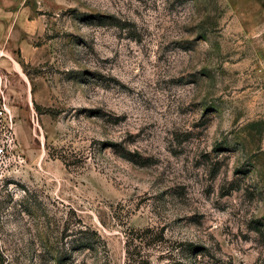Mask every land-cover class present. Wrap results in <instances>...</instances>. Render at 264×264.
<instances>
[{
	"label": "rangeland",
	"instance_id": "rangeland-1",
	"mask_svg": "<svg viewBox=\"0 0 264 264\" xmlns=\"http://www.w3.org/2000/svg\"><path fill=\"white\" fill-rule=\"evenodd\" d=\"M0 57V264H264V0H0Z\"/></svg>",
	"mask_w": 264,
	"mask_h": 264
},
{
	"label": "trees",
	"instance_id": "trees-1",
	"mask_svg": "<svg viewBox=\"0 0 264 264\" xmlns=\"http://www.w3.org/2000/svg\"><path fill=\"white\" fill-rule=\"evenodd\" d=\"M99 18V21L102 23L107 22L106 18L107 17H101V16H97ZM79 233V235H77L76 238L73 239V244H72V251H79V250H92L95 249L96 246L98 245V237L95 233V231L86 229V230H81L78 229L77 231ZM136 239H139L140 243H144V244H149L146 242V239L152 238L151 240H161L162 237L160 234L154 232V230L149 229V228H145L142 229L139 233V235H137L136 237H134ZM154 241V242H155ZM130 243V241H128V244ZM179 246V247H178ZM179 248L178 250H180V252L182 254H186V257L189 258V263H183V262H179L177 264H196V256L198 254H201L205 251V248L199 245H195L191 242H178L175 244V246L172 245L171 250H175ZM128 250V249H127ZM128 254H130L131 252L128 250L127 251ZM140 264H152L146 257H144V259H141V261H139Z\"/></svg>",
	"mask_w": 264,
	"mask_h": 264
},
{
	"label": "built area",
	"instance_id": "built-area-1",
	"mask_svg": "<svg viewBox=\"0 0 264 264\" xmlns=\"http://www.w3.org/2000/svg\"><path fill=\"white\" fill-rule=\"evenodd\" d=\"M15 117L3 97L0 96V178L11 169V165L24 162L18 152L15 136Z\"/></svg>",
	"mask_w": 264,
	"mask_h": 264
},
{
	"label": "crops",
	"instance_id": "crops-1",
	"mask_svg": "<svg viewBox=\"0 0 264 264\" xmlns=\"http://www.w3.org/2000/svg\"><path fill=\"white\" fill-rule=\"evenodd\" d=\"M5 64H6L5 63V59H3V58L0 57V68H1V66H4ZM2 72H3V69H2ZM3 76L4 75H0V96L4 98V100L7 102V104L11 108V106H10L8 100H7V96H6L7 91H5V89H4Z\"/></svg>",
	"mask_w": 264,
	"mask_h": 264
}]
</instances>
